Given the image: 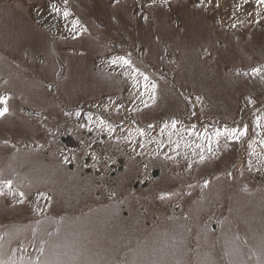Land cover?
<instances>
[{
  "label": "rangeland",
  "instance_id": "obj_1",
  "mask_svg": "<svg viewBox=\"0 0 264 264\" xmlns=\"http://www.w3.org/2000/svg\"><path fill=\"white\" fill-rule=\"evenodd\" d=\"M262 13L260 0H0V261L264 264V71L252 72L264 69ZM160 67L151 99L144 76ZM243 101L263 108L242 113ZM100 135L88 167L113 154L131 166L155 150L161 177L133 189L122 164L110 185L104 167L96 197V177L72 174L82 172L78 147L60 140ZM19 146L35 158L21 150L16 161ZM23 159L48 178L21 180L34 202L7 183L20 187L6 172L25 173ZM54 184L53 203L38 202Z\"/></svg>",
  "mask_w": 264,
  "mask_h": 264
},
{
  "label": "flooded vegetation",
  "instance_id": "obj_2",
  "mask_svg": "<svg viewBox=\"0 0 264 264\" xmlns=\"http://www.w3.org/2000/svg\"><path fill=\"white\" fill-rule=\"evenodd\" d=\"M78 147V146H77ZM76 147V148H77ZM73 149H75V148H73ZM90 159L88 158L87 159V161H89ZM93 162V160H91V163ZM127 161H126V159L125 160H123V161H118V159H116L115 160V165L114 166H116L115 167V171H120L121 170V165L122 164H124V167L126 166V171H128V170H130V172L127 174V175H131V173H132V167L131 166H129L127 163H126ZM104 162L102 163V167L104 166ZM107 166L110 168V172H109V176L111 177V176H113V170H111V169H113V167L114 166H112V164L111 163H109V164H107ZM79 168H82V163H81V165H79ZM85 169H87V167H85V168H83V170H84V173L82 174L81 173V176H84V175H90V173L89 172H85ZM98 173H100V171H97V172H95L94 173V175L95 176H98ZM145 174H149L150 176H152V174H154L155 176L157 175L155 172H153V170H151V169H149V170H146L145 171ZM129 182H131V184H132V179L129 181ZM113 185V184H112ZM139 185V183H134L133 185H132V187L133 188H137V186ZM160 185V184H159ZM158 185V186H159ZM126 186V185H125ZM138 187H140V185L138 186ZM144 188L145 187V185L144 184H141V188ZM163 207V211L165 212V213H167V214H169L170 213V211H171V213L172 214H177V208H174V206H172V205H170V204H165L164 203V205L162 206ZM170 210V211H169Z\"/></svg>",
  "mask_w": 264,
  "mask_h": 264
},
{
  "label": "snow or ice",
  "instance_id": "obj_3",
  "mask_svg": "<svg viewBox=\"0 0 264 264\" xmlns=\"http://www.w3.org/2000/svg\"><path fill=\"white\" fill-rule=\"evenodd\" d=\"M65 2H66V0H65ZM164 2L166 3L167 0H164ZM260 2L261 3H264V0H260ZM51 7L53 9H55L57 12L59 11V9H57L55 5H51ZM68 15H69V13L67 11H65L64 12V16L67 17ZM117 59L119 61H121L124 65H129L130 66V61L129 60H127V59H125L123 57H119ZM113 63H116V61L114 60ZM135 71H137V70L136 69H133V72H135ZM260 71H264V69H258V68L257 69H252V72L253 73H257V72H260ZM141 75H143V74H141ZM147 79H148L147 76H144V80L147 81ZM152 88L153 89L155 88V85L154 84L152 85ZM6 102H7V98L0 97V104H6ZM6 112H7V108L6 107L3 108V109H0V117L4 116ZM229 134L232 135V136H237V135L244 136V135H246V129L245 130H242V131H239L238 134H237L236 130H232ZM216 135L219 136V135H221V133L217 132ZM7 183H8V186H10L11 182L9 181ZM163 198H164V196L162 195L161 196V199H163ZM0 264H3V262L0 261Z\"/></svg>",
  "mask_w": 264,
  "mask_h": 264
},
{
  "label": "water",
  "instance_id": "obj_4",
  "mask_svg": "<svg viewBox=\"0 0 264 264\" xmlns=\"http://www.w3.org/2000/svg\"><path fill=\"white\" fill-rule=\"evenodd\" d=\"M90 151H92V146H89V147L86 149V152H87V153L90 152Z\"/></svg>",
  "mask_w": 264,
  "mask_h": 264
},
{
  "label": "trees",
  "instance_id": "obj_5",
  "mask_svg": "<svg viewBox=\"0 0 264 264\" xmlns=\"http://www.w3.org/2000/svg\"><path fill=\"white\" fill-rule=\"evenodd\" d=\"M129 61L131 62V63H133V61L131 60V59H129ZM173 73V72H172Z\"/></svg>",
  "mask_w": 264,
  "mask_h": 264
},
{
  "label": "bare ground",
  "instance_id": "obj_6",
  "mask_svg": "<svg viewBox=\"0 0 264 264\" xmlns=\"http://www.w3.org/2000/svg\"><path fill=\"white\" fill-rule=\"evenodd\" d=\"M258 151V150H257Z\"/></svg>",
  "mask_w": 264,
  "mask_h": 264
}]
</instances>
